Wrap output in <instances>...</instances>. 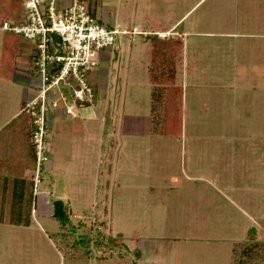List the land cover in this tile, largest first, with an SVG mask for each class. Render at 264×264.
Wrapping results in <instances>:
<instances>
[{"label": "rangeland", "instance_id": "rangeland-1", "mask_svg": "<svg viewBox=\"0 0 264 264\" xmlns=\"http://www.w3.org/2000/svg\"><path fill=\"white\" fill-rule=\"evenodd\" d=\"M119 19V32L167 19L187 31L170 35L186 37L181 135L156 134L165 118L150 48L118 34L117 85L92 87L86 116L54 120L33 218L0 226V264H264V0H121ZM18 49L0 79V128L35 97L14 75L30 43ZM55 202L67 207L63 228Z\"/></svg>", "mask_w": 264, "mask_h": 264}, {"label": "built area", "instance_id": "built-area-1", "mask_svg": "<svg viewBox=\"0 0 264 264\" xmlns=\"http://www.w3.org/2000/svg\"><path fill=\"white\" fill-rule=\"evenodd\" d=\"M0 31L34 45L33 69L38 86L24 110L33 118L36 129L32 136L36 146V185L40 167L50 161L48 147L43 143L50 110L64 104L65 114L73 115L69 103L79 106L77 103L91 101L87 75L97 66V54L111 48L118 34L139 32H119L98 23L80 0H73L64 9H59L55 0L23 1L19 20L12 24L3 22ZM155 35L162 38L167 33Z\"/></svg>", "mask_w": 264, "mask_h": 264}, {"label": "trees", "instance_id": "trees-1", "mask_svg": "<svg viewBox=\"0 0 264 264\" xmlns=\"http://www.w3.org/2000/svg\"><path fill=\"white\" fill-rule=\"evenodd\" d=\"M22 11L23 0H0V27L3 22L11 24L17 22ZM18 41V36L2 33L1 80L9 79L14 71L13 62L18 54ZM149 48L148 80L151 84L160 87L161 98L157 101L158 105L160 104L159 108L164 107L165 118L156 134L162 138H178L181 135L180 111L183 92L180 85H175V70L181 58L183 41L180 37L166 40L153 38ZM163 91L165 95H161ZM26 102H22L20 112L0 128V226L27 227L32 220L31 212L36 189L32 173L37 164L36 146L32 136L36 129L33 118L24 110ZM77 104L80 108L88 106L86 102ZM49 129L47 125L43 135V143L46 147H48L46 137ZM45 166L43 164L40 170L42 171ZM53 205L52 217L60 227L65 226L67 207L60 202H55Z\"/></svg>", "mask_w": 264, "mask_h": 264}, {"label": "crops", "instance_id": "crops-1", "mask_svg": "<svg viewBox=\"0 0 264 264\" xmlns=\"http://www.w3.org/2000/svg\"><path fill=\"white\" fill-rule=\"evenodd\" d=\"M57 3V7L59 9H64L66 7H68L73 0H55ZM80 2H82L87 10V12L93 17L95 18V20H97L98 23L103 24L105 26H107L108 28L111 27V29H118L120 26V5H121V0H80ZM181 21V20H179ZM178 21V22H179ZM178 22H174L173 20H162L160 27H158V29H153V23L152 27L149 26V22H144L142 21V24H139V29H137V27H133L132 30H136L139 32V37L141 38L139 43L140 44H148V46H150L151 44V40L153 38H156L157 40H166L169 38H173L171 35V33L176 29V32H182V34H184L187 36L188 33L185 29H180L179 26L177 25ZM154 30V32H152ZM1 32V31H0ZM129 32V31H127ZM150 32L152 33H169L168 36L166 37H158L157 35H151L150 36ZM133 34H129L127 36H125L126 38H128L129 36H131ZM186 37L181 38L182 41L185 40ZM183 41V45H184ZM30 43V55L26 56L31 58V63L29 60H27V63L24 62L22 63V69L20 71H16V74L14 75H21V89L23 91V97H28V95L30 94H35L36 88L38 86V78L37 75L33 69V62H34V45L32 42ZM184 48V46H183ZM183 51V50H182ZM122 50L120 49L119 46H117V44L115 43L111 48L106 49V50H102L100 51L97 56H96V61H97V66L94 68L93 71L89 72L87 75V81L88 84L90 86V89L93 87L95 90L97 89L98 91L103 90L104 94H106V90L110 89V85L114 84L117 85L115 83V81H113L114 79L118 78L116 76V70L115 67L116 65L118 66L117 60H115L116 57L121 55ZM18 53H19V49H18ZM19 58V55L17 56L16 59ZM182 59V57H181ZM177 69V67H176ZM31 70H33V72L35 73V75L32 77L31 76ZM15 71V70H14ZM13 75V76H14ZM28 76V77H27ZM113 85V86H114ZM92 88V89H93ZM116 90V86L114 88ZM25 100V99H24ZM95 100H93L94 102ZM97 104H95L92 108V110L94 111V109L99 110L101 103L98 101L96 102ZM71 104V103H69ZM89 107V105L87 106ZM80 107L75 106V109H73V115H68L65 114V110H64V104H61L57 109L54 110H50L49 116H48V125L49 128H52V124L54 122V120H62L65 121L67 118L69 119H73L76 118L77 116H81L82 115L86 116L84 112H81V109H78ZM86 110V109H85ZM77 112V116L75 115V113ZM17 115V114H16ZM92 119H95L92 117ZM71 125V124H70ZM76 128V127H75ZM145 129V126L143 124V122H139V134H141ZM138 134V133H137ZM36 193V190H35ZM34 193V194H35ZM37 195V194H36ZM35 195V196H36ZM46 206V205H45ZM45 207H40V211H42ZM34 210V205H33V210L31 212V214L33 213ZM45 211V210H44ZM43 212V211H42ZM33 218V217H32ZM13 227V226H12ZM16 227V226H14ZM28 227V226H27ZM27 227H19V228H27Z\"/></svg>", "mask_w": 264, "mask_h": 264}]
</instances>
